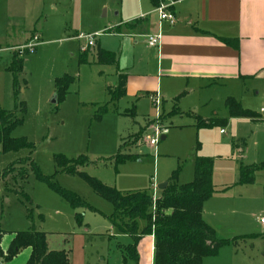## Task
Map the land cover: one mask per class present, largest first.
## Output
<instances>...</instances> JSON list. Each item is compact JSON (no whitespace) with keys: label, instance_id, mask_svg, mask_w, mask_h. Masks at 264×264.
I'll return each mask as SVG.
<instances>
[{"label":"rangeland","instance_id":"rangeland-1","mask_svg":"<svg viewBox=\"0 0 264 264\" xmlns=\"http://www.w3.org/2000/svg\"><path fill=\"white\" fill-rule=\"evenodd\" d=\"M138 1L0 0V109L20 119L10 136L33 145L5 153L0 147L1 247L7 248L14 232L35 228L47 234L49 249L65 250L69 264H134L121 256V248L132 240L112 226V204L80 174L59 169L54 156L71 160L85 155L89 162L78 170L121 192L152 194L153 186L158 190L173 172L177 183L190 182L198 154L212 159L214 186L203 202L202 217L217 238L227 241L203 264H264V226L257 222L264 216V167L255 171L252 184L236 183L241 163H264V122L231 116L224 100L215 101L216 94L209 106L196 107L180 98L177 104L159 99L156 106L142 93L111 100L118 66L99 63L96 52L100 48L119 54L131 38L118 35L115 25L135 12ZM79 34L94 35V46L81 51ZM31 42L36 45L32 51L15 48ZM13 53L21 62L16 86L9 70ZM63 77L70 82L62 94L55 81ZM244 86L237 95L243 103L235 100L264 120V80ZM55 94L57 102L52 103ZM102 106L108 109L99 115ZM197 118H213L212 124L199 125ZM150 137L157 139L154 145H149ZM121 145L122 154L132 159L114 160ZM30 162L51 177L54 187L75 194L89 208L72 207L35 177ZM6 170L10 172L3 176ZM136 248L139 264H149V235ZM25 255L26 250L20 251L2 264H25Z\"/></svg>","mask_w":264,"mask_h":264},{"label":"crops","instance_id":"crops-1","mask_svg":"<svg viewBox=\"0 0 264 264\" xmlns=\"http://www.w3.org/2000/svg\"><path fill=\"white\" fill-rule=\"evenodd\" d=\"M173 1L176 19L172 24L159 23L150 0H142L131 16L115 25L118 35L131 38L116 53V75H126L124 94L136 97L142 93L153 103L157 99L158 105L160 100L177 104L180 98L183 104L209 106L215 94L216 102L229 97L242 102L237 95L245 82L264 80V0ZM156 33L161 35L159 44L149 46L146 36ZM140 48L145 54L136 53ZM255 114L249 118L252 122H264ZM23 250L28 258L29 249ZM152 256L153 235H149V264Z\"/></svg>","mask_w":264,"mask_h":264},{"label":"trees","instance_id":"trees-1","mask_svg":"<svg viewBox=\"0 0 264 264\" xmlns=\"http://www.w3.org/2000/svg\"><path fill=\"white\" fill-rule=\"evenodd\" d=\"M153 6L158 5L159 0H150ZM139 20L134 21L137 23ZM98 62L105 65H116L117 54L113 51L98 48L96 52ZM13 53V61L9 66L14 76L13 85L16 86V74L21 68V62ZM126 75L118 74L117 83L109 90L112 101L124 94ZM58 93H64L70 82L69 77L58 78L56 81ZM183 94L180 93L179 98ZM57 100V94H55ZM57 102V101H56ZM225 105L231 116L254 118L253 111L243 109L234 98H227ZM107 106L100 107L101 113L107 111ZM172 112H177L174 108ZM160 120V119H159ZM212 119H198V124L208 126ZM20 123L15 112L0 109V147L1 152L17 151L22 148L32 149V143L25 138H13L10 131ZM243 146V143H241ZM122 145L114 156L116 162H124L132 159L131 156L122 154ZM56 165L65 173H78L91 186L94 192L113 206V212L109 216L112 226L124 235L131 238L132 242L121 248V256L124 261L131 260L139 264L136 248L138 240L144 235H153L152 264H202L204 258L217 255L219 248L227 241L217 238L216 232L202 217L203 202L214 192L212 184V159L210 157L195 154L193 156L194 176L190 182L177 183L176 172L166 182L163 189H158L156 198L145 190L121 192L109 187L97 179L78 170L89 161L85 155H79L73 159H66L62 155L54 156ZM30 160V159H28ZM35 177L51 187L55 188L62 198L74 208H89L75 194L56 188L52 184L51 177L43 175L39 169L30 162ZM264 163L240 164L238 169V184H250L254 182L255 171ZM11 170V169H10ZM6 170L3 176L10 172ZM77 223L81 224L78 216ZM3 231L0 229V241ZM28 248L29 255L25 264H69L68 255L64 249H49L47 234L43 231L31 228L25 231H16L11 237L7 248L3 251L0 247V256L4 260L14 257L21 249Z\"/></svg>","mask_w":264,"mask_h":264},{"label":"built area","instance_id":"built-area-1","mask_svg":"<svg viewBox=\"0 0 264 264\" xmlns=\"http://www.w3.org/2000/svg\"><path fill=\"white\" fill-rule=\"evenodd\" d=\"M173 0H159L158 5L154 6V11L157 13L158 15V20L159 23L166 21L169 24H172L175 22V15L173 13V11L171 10V6L173 4ZM160 38L161 35L159 33L156 34H148L146 36V42L149 46H156L159 44L160 42ZM77 39H82L83 42L80 46V50L81 51H86L87 49H89L90 47L94 46V35H89V34H79L77 36ZM35 43L31 42L25 45H21L17 48L18 50H20V53H23V49H28L29 51H32L35 47ZM154 104L157 106L158 105V100L155 99L154 100ZM155 135L159 134V129H155L154 131ZM156 138L155 137H150L148 139V143L149 145H154L156 143ZM156 187L153 186V192H152V198L153 200L156 198ZM260 223L262 225H264V217H260L259 219ZM2 264V263H1Z\"/></svg>","mask_w":264,"mask_h":264},{"label":"water","instance_id":"water-1","mask_svg":"<svg viewBox=\"0 0 264 264\" xmlns=\"http://www.w3.org/2000/svg\"><path fill=\"white\" fill-rule=\"evenodd\" d=\"M56 101H57L56 100V96L53 95V97L51 98V102L52 103H56ZM160 138L163 139L164 138V135H161ZM165 186H166V182L159 184L157 188L158 189H163Z\"/></svg>","mask_w":264,"mask_h":264}]
</instances>
